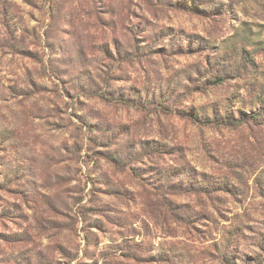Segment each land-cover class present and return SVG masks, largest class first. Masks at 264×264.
Returning <instances> with one entry per match:
<instances>
[{"label": "rangeland", "instance_id": "1", "mask_svg": "<svg viewBox=\"0 0 264 264\" xmlns=\"http://www.w3.org/2000/svg\"><path fill=\"white\" fill-rule=\"evenodd\" d=\"M0 264H264V0H0Z\"/></svg>", "mask_w": 264, "mask_h": 264}, {"label": "trees", "instance_id": "2", "mask_svg": "<svg viewBox=\"0 0 264 264\" xmlns=\"http://www.w3.org/2000/svg\"><path fill=\"white\" fill-rule=\"evenodd\" d=\"M240 122V121H239ZM221 124H225V125H233L234 123H236V121L234 120H229V121H221Z\"/></svg>", "mask_w": 264, "mask_h": 264}]
</instances>
